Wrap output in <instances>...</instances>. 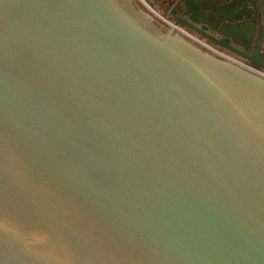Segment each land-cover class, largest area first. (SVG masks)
I'll use <instances>...</instances> for the list:
<instances>
[{
	"label": "water",
	"instance_id": "1",
	"mask_svg": "<svg viewBox=\"0 0 264 264\" xmlns=\"http://www.w3.org/2000/svg\"><path fill=\"white\" fill-rule=\"evenodd\" d=\"M182 3L264 69V0ZM0 264H264V79L134 0H0Z\"/></svg>",
	"mask_w": 264,
	"mask_h": 264
},
{
	"label": "built area",
	"instance_id": "2",
	"mask_svg": "<svg viewBox=\"0 0 264 264\" xmlns=\"http://www.w3.org/2000/svg\"><path fill=\"white\" fill-rule=\"evenodd\" d=\"M166 22L168 24L169 29L170 28L174 29L175 34L181 35L187 41L193 43L195 46L200 48L205 53L210 54L220 60L233 63L247 70L248 72L255 74L264 79L263 68H259L253 65L252 63L248 62L247 60L213 44L209 40L199 36L198 34L194 33L193 31L182 25H176L173 20H167Z\"/></svg>",
	"mask_w": 264,
	"mask_h": 264
},
{
	"label": "rangeland",
	"instance_id": "3",
	"mask_svg": "<svg viewBox=\"0 0 264 264\" xmlns=\"http://www.w3.org/2000/svg\"><path fill=\"white\" fill-rule=\"evenodd\" d=\"M134 2L138 6V8L162 31L169 29L166 21L170 19L162 16L163 12L157 4L153 5V10H151L146 4V0H134Z\"/></svg>",
	"mask_w": 264,
	"mask_h": 264
},
{
	"label": "flooded vegetation",
	"instance_id": "4",
	"mask_svg": "<svg viewBox=\"0 0 264 264\" xmlns=\"http://www.w3.org/2000/svg\"><path fill=\"white\" fill-rule=\"evenodd\" d=\"M146 1L152 6L157 4L163 12L162 16L165 18H169L170 20H172L171 14H170L171 10L176 7H180L182 9V6H183V3H182L183 0H146ZM262 47L264 49V43Z\"/></svg>",
	"mask_w": 264,
	"mask_h": 264
},
{
	"label": "bare ground",
	"instance_id": "5",
	"mask_svg": "<svg viewBox=\"0 0 264 264\" xmlns=\"http://www.w3.org/2000/svg\"><path fill=\"white\" fill-rule=\"evenodd\" d=\"M151 9V8H150ZM152 10V9H151Z\"/></svg>",
	"mask_w": 264,
	"mask_h": 264
}]
</instances>
